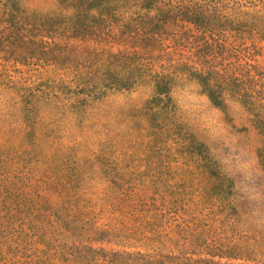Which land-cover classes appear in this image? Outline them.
<instances>
[{
  "label": "rangeland",
  "instance_id": "rangeland-1",
  "mask_svg": "<svg viewBox=\"0 0 264 264\" xmlns=\"http://www.w3.org/2000/svg\"><path fill=\"white\" fill-rule=\"evenodd\" d=\"M0 264H264V0H0Z\"/></svg>",
  "mask_w": 264,
  "mask_h": 264
}]
</instances>
